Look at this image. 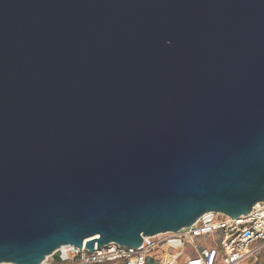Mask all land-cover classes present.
I'll list each match as a JSON object with an SVG mask.
<instances>
[{
	"label": "water",
	"instance_id": "95a60500",
	"mask_svg": "<svg viewBox=\"0 0 264 264\" xmlns=\"http://www.w3.org/2000/svg\"><path fill=\"white\" fill-rule=\"evenodd\" d=\"M260 202L264 0H0V264Z\"/></svg>",
	"mask_w": 264,
	"mask_h": 264
},
{
	"label": "built area",
	"instance_id": "2783aa9c",
	"mask_svg": "<svg viewBox=\"0 0 264 264\" xmlns=\"http://www.w3.org/2000/svg\"><path fill=\"white\" fill-rule=\"evenodd\" d=\"M263 249L264 202H260L248 215L235 219L205 213L177 233L143 238L142 246L134 249L116 243L98 249L96 244L91 253L85 244L80 251L67 245L43 264H253Z\"/></svg>",
	"mask_w": 264,
	"mask_h": 264
},
{
	"label": "rangeland",
	"instance_id": "374dc122",
	"mask_svg": "<svg viewBox=\"0 0 264 264\" xmlns=\"http://www.w3.org/2000/svg\"><path fill=\"white\" fill-rule=\"evenodd\" d=\"M203 242L204 240L202 239L198 241L197 243L202 245ZM50 261H52V259H50ZM253 264H264V249L262 250V253L253 261Z\"/></svg>",
	"mask_w": 264,
	"mask_h": 264
},
{
	"label": "trees",
	"instance_id": "16d2710c",
	"mask_svg": "<svg viewBox=\"0 0 264 264\" xmlns=\"http://www.w3.org/2000/svg\"><path fill=\"white\" fill-rule=\"evenodd\" d=\"M105 264H110V263H105ZM118 264H122V263H118Z\"/></svg>",
	"mask_w": 264,
	"mask_h": 264
}]
</instances>
